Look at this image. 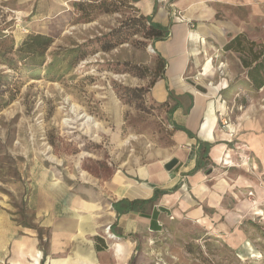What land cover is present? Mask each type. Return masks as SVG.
Returning <instances> with one entry per match:
<instances>
[{"label": "rangeland", "instance_id": "1", "mask_svg": "<svg viewBox=\"0 0 264 264\" xmlns=\"http://www.w3.org/2000/svg\"><path fill=\"white\" fill-rule=\"evenodd\" d=\"M80 1L0 0V36L8 39H0V264L10 263V236L24 231L37 234L38 248L45 250L46 231L35 223L38 205L61 204L54 212L48 208L60 214L71 199L108 202L114 197L108 184L115 175L162 164L172 147L170 106L157 99L158 87L153 93L151 84L157 73L151 42L138 31L112 49H102L112 31L123 38L125 20L141 15L136 3L107 0L115 11L105 13L73 6ZM154 1L171 23L179 18L189 29L203 32L207 25L224 27L218 38L215 31L205 32L200 62L187 80L199 93H206L209 83L217 86V97L229 112L226 123L239 113L245 120L250 112L263 113L264 86L257 92L247 86L241 60L249 57L224 46L240 31L256 44L254 51L264 50V18L254 20L244 8L213 0H195L190 15L185 0ZM28 34L53 40L44 68L59 50L82 45L85 57L72 67L55 62L49 77L43 69L33 74L14 52ZM11 46L15 69L1 57V50ZM207 59L214 74L203 78ZM216 168L208 164L203 172ZM137 251L138 264H264V216L230 220L223 232L213 222L169 215L158 232H146L138 240ZM257 254L261 257H251Z\"/></svg>", "mask_w": 264, "mask_h": 264}, {"label": "crops", "instance_id": "2", "mask_svg": "<svg viewBox=\"0 0 264 264\" xmlns=\"http://www.w3.org/2000/svg\"><path fill=\"white\" fill-rule=\"evenodd\" d=\"M213 1L244 8L254 20L264 18L263 0ZM184 2L187 14H194L195 0ZM135 3L141 15L169 27L168 38L153 43L166 63L162 78L153 85V93L158 87L154 95L169 104V123L180 128L172 131L167 158L162 164L140 168L130 175H115L108 184L114 197L108 202L71 199L65 205L68 209L60 214H52L48 208L54 212L61 204L38 205L35 223L46 231L45 250L38 248L33 231L10 236L9 264H138V240L146 232H158L169 215L213 222L223 232L230 220L264 216V112H250L248 120L239 113L234 121L226 123L229 112L217 97V86L209 83L207 92L199 93L187 80L200 62V40L206 38L205 32L215 31L218 38L217 32L224 33V27L207 25L203 26L205 32L192 30L179 18L169 22L168 13L157 12L154 0ZM211 27L214 30H209ZM213 74L207 59L200 75L209 78ZM205 146L209 158L206 165L218 167L210 174L203 172L205 167L194 171ZM173 159L177 164L165 170L164 165ZM174 186H178L176 191L150 201L154 190ZM121 200L139 202L135 210L116 215L112 203ZM107 226L109 237L105 233ZM96 245L102 249L96 250Z\"/></svg>", "mask_w": 264, "mask_h": 264}, {"label": "trees", "instance_id": "3", "mask_svg": "<svg viewBox=\"0 0 264 264\" xmlns=\"http://www.w3.org/2000/svg\"><path fill=\"white\" fill-rule=\"evenodd\" d=\"M89 1V2H87ZM132 2H136L135 0H131ZM87 3V4H84ZM74 7H78L79 10H83L85 6H90L96 9H99L101 12H113L115 8L113 7L112 2H108L107 0H84V2H79V4H73ZM124 26V37L119 39V31H112L109 36V40L102 44V49L104 51H108L112 49L116 44L122 43L124 39H128V37L136 34L138 31L143 32V38L151 42L153 47V43L157 41H164L169 36V27L161 26L160 24L152 22V17H145L140 15L138 17H132L125 20L123 23ZM121 32V31H120ZM116 39V42H113V38ZM0 39L3 43H5L8 39L5 36H0ZM53 40L50 36L44 34H28L25 39L22 41L20 46L14 51L18 56V62L26 61L24 65L28 66L27 68L33 74L38 70L43 69L46 76L49 77L52 74V68L54 63L61 60L67 64V67L74 66L78 60L85 57V52H82L83 46H76L75 48L59 50L54 53V59L46 66L43 67L44 64V55L48 48L51 46ZM246 44L247 48L243 45ZM256 47V44L253 41H249L245 38L243 34H237L233 36L224 46V50H232L235 52H244L249 57V59L242 58V66L246 69V78H247V86L252 91H258L264 86V50L261 48L258 50H253ZM154 52L156 50L153 47ZM13 51L12 46L8 49L1 50V57L4 61V64L10 68L16 67V61L12 57H10L11 52ZM24 63V62H22ZM156 64H157V73L154 76L152 81V86L155 84L157 79L162 78L164 68H165V60L156 53ZM140 76L143 73L139 74ZM4 77L0 74V79ZM166 102H163L165 104ZM172 130L180 129L175 124H170ZM207 147H203L200 151L199 158L194 167V171L199 169H203L209 161L207 156ZM178 186H174L170 190H154V194L150 201H154L158 196L169 194L171 192L176 191ZM139 201L128 202L127 200L116 201L112 203V208L115 211L116 215H121L123 213H127L128 211H132L136 209V204ZM102 248L96 245V250H101ZM40 264H43L41 262Z\"/></svg>", "mask_w": 264, "mask_h": 264}, {"label": "water", "instance_id": "4", "mask_svg": "<svg viewBox=\"0 0 264 264\" xmlns=\"http://www.w3.org/2000/svg\"><path fill=\"white\" fill-rule=\"evenodd\" d=\"M177 164V161L175 159L170 160L164 165L165 170L170 171L175 165Z\"/></svg>", "mask_w": 264, "mask_h": 264}, {"label": "built area", "instance_id": "5", "mask_svg": "<svg viewBox=\"0 0 264 264\" xmlns=\"http://www.w3.org/2000/svg\"><path fill=\"white\" fill-rule=\"evenodd\" d=\"M248 194L251 195V193H248ZM109 228H110V226H107V227L105 228V233H106V235H107L108 237H109V234H108V233H109ZM110 237L113 238V235L111 234Z\"/></svg>", "mask_w": 264, "mask_h": 264}, {"label": "bare ground", "instance_id": "6", "mask_svg": "<svg viewBox=\"0 0 264 264\" xmlns=\"http://www.w3.org/2000/svg\"><path fill=\"white\" fill-rule=\"evenodd\" d=\"M213 92V91H212ZM211 92V93H212ZM254 254H256V253H254ZM251 256V255H250ZM251 257H254V258H260L261 256H259V254H257V255H252Z\"/></svg>", "mask_w": 264, "mask_h": 264}]
</instances>
